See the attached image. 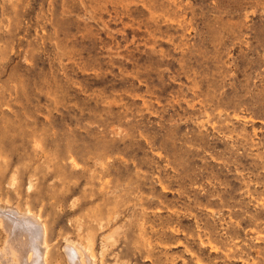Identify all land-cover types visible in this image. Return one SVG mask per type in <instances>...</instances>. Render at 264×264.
I'll return each instance as SVG.
<instances>
[{"label":"rangeland","instance_id":"obj_1","mask_svg":"<svg viewBox=\"0 0 264 264\" xmlns=\"http://www.w3.org/2000/svg\"><path fill=\"white\" fill-rule=\"evenodd\" d=\"M27 203L50 264H264V0H0V205Z\"/></svg>","mask_w":264,"mask_h":264},{"label":"bare ground","instance_id":"obj_2","mask_svg":"<svg viewBox=\"0 0 264 264\" xmlns=\"http://www.w3.org/2000/svg\"><path fill=\"white\" fill-rule=\"evenodd\" d=\"M13 170L15 174L16 171ZM3 205H0V226L5 233V238L0 244V264H50L51 243L48 237V226L45 225L40 213L35 212L28 203L24 208H20L21 205L19 207ZM170 215L185 218L174 212ZM200 237L201 234H197L196 238ZM185 239L194 243V233L185 236ZM64 250L68 264H97L95 254L87 244H79L75 247L71 243H66Z\"/></svg>","mask_w":264,"mask_h":264}]
</instances>
